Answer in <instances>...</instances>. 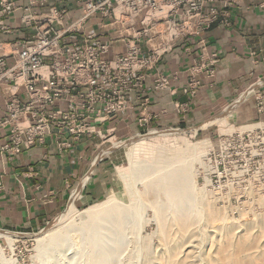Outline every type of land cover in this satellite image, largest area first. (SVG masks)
I'll list each match as a JSON object with an SVG mask.
<instances>
[{"label":"rangeland","instance_id":"obj_1","mask_svg":"<svg viewBox=\"0 0 264 264\" xmlns=\"http://www.w3.org/2000/svg\"><path fill=\"white\" fill-rule=\"evenodd\" d=\"M255 96L251 121L234 119L236 103L201 128L100 140L102 193L82 201L78 186L40 228L3 230L0 264H264V92ZM108 199V220L86 236L79 213ZM62 214L73 216L60 223ZM58 226L40 250L38 239Z\"/></svg>","mask_w":264,"mask_h":264},{"label":"built area","instance_id":"obj_2","mask_svg":"<svg viewBox=\"0 0 264 264\" xmlns=\"http://www.w3.org/2000/svg\"><path fill=\"white\" fill-rule=\"evenodd\" d=\"M81 2V15L65 23V7L52 5L43 11L45 0H27L20 20L33 32L0 45V128L8 131L0 155L8 159L48 141L65 149L82 137L114 138L113 129L101 125L128 109L133 97L143 99L148 78L154 90L168 89L169 78L156 69L158 62L180 42L198 37L199 56L189 68L184 88L194 96L199 85L196 75L211 76L216 61L206 54L203 34L215 23L229 26L227 9L239 4L237 0ZM260 6L264 8V0ZM17 8V0H0V17ZM94 16L103 22L96 30H86ZM263 85L259 80L256 88ZM141 107L136 119L141 131L135 137L159 131L148 127L147 99Z\"/></svg>","mask_w":264,"mask_h":264},{"label":"crops","instance_id":"obj_3","mask_svg":"<svg viewBox=\"0 0 264 264\" xmlns=\"http://www.w3.org/2000/svg\"><path fill=\"white\" fill-rule=\"evenodd\" d=\"M81 1L45 0L42 10L52 5L63 6L68 11L65 23H70L81 15ZM237 1L238 5L227 9L229 26L215 23L203 34L206 54L213 55L216 61L211 76L202 72L196 75L199 85L194 96L184 92V88L190 78L189 68L199 56L196 45L199 38L184 40L161 57L156 69L168 76L169 88L154 90L152 78H148L141 92L142 98L147 99V112L151 115L149 128H201L236 104L239 98L234 119H255L254 99L250 98L260 89L264 92V85L256 88L259 80L264 81V8L260 6L263 0ZM26 3L27 0H17L16 11L0 17L5 27L2 29L0 25V45L22 40L33 32L20 20L21 8ZM101 22L99 16H94L85 28L96 30ZM143 99L133 97L128 109L101 128H112L114 138L135 136L141 131L136 119ZM2 108L3 100H0V117ZM7 133L5 128H0V146ZM99 141L95 137H82L65 149H57L48 141L12 159L0 155V229L40 228L63 209L73 190L85 178L87 181L79 189L78 199L87 201L98 197L109 179L106 167L100 164L103 159H96L102 144Z\"/></svg>","mask_w":264,"mask_h":264},{"label":"bare ground","instance_id":"obj_4","mask_svg":"<svg viewBox=\"0 0 264 264\" xmlns=\"http://www.w3.org/2000/svg\"><path fill=\"white\" fill-rule=\"evenodd\" d=\"M246 92H247V90H246ZM239 100H241V98H239L235 102L237 103ZM155 133H158V131H150L147 134H155ZM111 152H112V150H110L108 153L110 154ZM176 157H179V156H176ZM166 165H167V163H166ZM166 165L160 166L161 167L160 169H162V167L165 168ZM86 181H87V178H85L84 180H82V182H80V187H82L83 184ZM79 188L74 192V197L79 195ZM181 196H182L181 194L175 196V200L172 201L173 202V205H177L178 198H180ZM113 203H114L113 199H108V200H106L104 202H101V203H98V204H95V205H92V206H88L86 209L82 210L79 214H85L87 216V219L83 222L84 223L83 225H79V229H81V230L83 229L86 232V236H88V237H89L90 234L96 232L97 225H95V224L97 222H99V221H107L108 220V213H110L111 209H113V206H112ZM72 212H74V208H72V206H71L69 213H72ZM72 216L73 215L67 217L64 214H62V215L59 216V219L57 221H59L60 223H64L65 221H68L69 218L71 219ZM69 222H71V221H69ZM86 222H88V223H86ZM104 226H106V225H104ZM112 226L114 227L115 225H112ZM60 228L61 227L58 226L55 229L49 230L48 232H46L45 234H43V236H41L38 239V243H39V246H40V250L42 248H44L45 245L48 244V241H51L53 239H56V238H58V236H60ZM89 232H91V233H89ZM8 237H9V233H7V232H5L3 230H0V240L1 239H3V240L5 239L6 240V239H8ZM55 250H59V249L58 248H55ZM236 264H242V263L237 262Z\"/></svg>","mask_w":264,"mask_h":264}]
</instances>
